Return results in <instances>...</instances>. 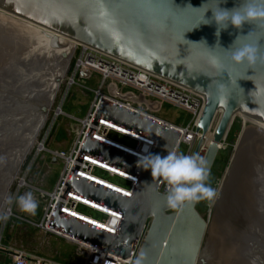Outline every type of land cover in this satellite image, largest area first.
I'll return each mask as SVG.
<instances>
[{"label":"water","instance_id":"95a60500","mask_svg":"<svg viewBox=\"0 0 264 264\" xmlns=\"http://www.w3.org/2000/svg\"><path fill=\"white\" fill-rule=\"evenodd\" d=\"M243 3L244 0H0V10L202 96L205 108L197 127L202 138L221 111L205 155L211 171L220 146L239 115L264 125V20L245 23L241 29L229 25L219 36L213 20L218 6L232 10ZM205 19L212 22L204 24ZM245 45L258 50L254 65L232 61V53ZM95 119H105L152 139L155 146L151 154L161 157L174 151L180 137L172 125L118 104L101 103ZM250 127L241 134L216 212L246 163V178H252L254 163L248 153L252 144H257V136L253 132L249 136ZM201 142L193 143L187 155H197ZM85 154L139 178L133 197L128 199L77 178L76 171L69 177L65 193L74 190L118 210L123 215L119 231L113 236L69 220L60 213V205L54 213L53 228L127 257L146 222L151 220L141 247L146 253V264H206L200 256L208 223L198 212L197 204L177 211L169 209L166 195L157 190L161 178H154L150 170L139 167L138 159L97 143L90 136L81 149V155ZM251 206L248 216L241 215L237 234L241 237L260 220L254 211L255 200Z\"/></svg>","mask_w":264,"mask_h":264},{"label":"rangeland","instance_id":"374dc122","mask_svg":"<svg viewBox=\"0 0 264 264\" xmlns=\"http://www.w3.org/2000/svg\"><path fill=\"white\" fill-rule=\"evenodd\" d=\"M52 37L54 36L41 31L37 26L0 11V158L2 157V162L9 161L4 167L0 162V189L5 190L11 176L13 178L9 184L8 196L32 191L39 203L37 214L32 219L21 213L13 204L11 209L14 216H10L7 223L0 222V235L3 236L4 246L34 256L58 260L64 264H82L83 259L71 243L44 233L21 220H41L45 203L35 189L51 192L63 168L61 161H56L47 150L68 152L71 149L78 127L77 120L86 117L94 101V91L100 86L97 74L92 73L90 77H86L81 72L77 84L68 88L66 76L71 69L67 56L69 48L52 49ZM126 93L131 94L128 91ZM155 106L159 109V112L156 111L157 116L174 125L184 126L190 120L188 114L167 104L156 103ZM58 107L62 108L65 115L56 118L54 110ZM218 119L219 116L214 121L210 138ZM250 126L249 122L238 116L218 153L211 170V186L217 190L218 198L241 134ZM42 145L46 151H38ZM256 145L252 144V164L262 165L264 157L260 158L255 151ZM262 147L264 148V145ZM188 151L186 145L181 146L180 152L187 155ZM16 163L18 167L23 163L17 175ZM101 175L104 176L102 173ZM20 180H25L28 187L19 191L17 186ZM110 180L119 186H127L119 179ZM232 184L220 204L219 212L215 211L217 200L213 204L201 202L196 207L208 223L201 251V257L206 264H221L223 260H228L229 255L235 254L231 252L237 249L238 244L243 246L239 240L234 241L238 238L241 227V215L248 216L252 196L243 193L246 183L242 182V186L234 181ZM247 185L250 187V184ZM29 186H32V189ZM261 194L264 195L263 189ZM8 196L7 191L0 196V212L7 211ZM259 200L262 201L261 197ZM80 211L86 216L97 217L87 209L80 208ZM259 222L260 226H264V218H260L256 223ZM263 233L264 231L260 234ZM253 249L248 247L241 252V257L246 254V258L255 254L250 257L249 262L239 257L228 263L264 264V249L260 248V245L258 249Z\"/></svg>","mask_w":264,"mask_h":264},{"label":"built area","instance_id":"2783aa9c","mask_svg":"<svg viewBox=\"0 0 264 264\" xmlns=\"http://www.w3.org/2000/svg\"><path fill=\"white\" fill-rule=\"evenodd\" d=\"M67 56L69 57V63L71 65L69 74L66 76V83L69 89L77 84L78 75L81 72L86 77H90L92 73L97 74L100 78V86L94 91V101L86 117L82 120H77L78 127L75 131V141L71 149L68 152L47 150L56 161H61L63 168L61 176L51 192L34 188L40 194L39 198L45 203L41 220L39 222L21 220L35 226L44 233L54 235L71 243L76 248L77 254L83 259L82 264H133V261L140 253L150 228L151 220L146 222L140 237L131 246V252L127 257L118 254L116 251L109 252L107 248H100L68 236L60 228H53L51 226L54 213L60 205V213L69 220H77L80 222L83 220L84 222H88L89 226L113 236L117 235L119 231L123 215L118 210L78 194L74 190L65 193L66 185L73 171H76L77 178L128 199L133 197L135 187L139 183V178L128 171L108 164L91 154L82 156L81 149L88 136L97 143L106 145L138 160L141 156L147 154L145 153L146 148L151 153L155 146V142L152 139L142 134L117 126L105 119L96 120L95 112L101 103L106 102L122 105L143 116L157 119L147 111L135 108L131 102L124 103L118 101L108 93L123 96H140L147 101L167 104L179 109L188 114L190 120L184 126L170 124L180 134L178 144L174 151L180 152L182 145H186L189 148L193 143L197 144L202 140L197 155L205 158L208 151V141L211 139L209 137L211 135L209 134L212 127L203 138L202 132H197V127L205 108V101L200 95L161 80L144 70L129 66L77 42L71 44ZM111 87H113V90H111ZM126 91L131 94L126 93ZM54 113L56 118L65 115L61 107L56 108ZM224 143L221 144L220 149L223 148ZM38 151H46L44 145L40 146ZM111 178L119 179L125 182L127 186H119L112 182L110 180ZM26 187L28 185L25 180H20L17 189L20 191ZM29 187L32 189V186ZM167 188V184L161 178L157 189L158 192L166 195ZM80 208L89 210L96 214L97 217L86 216L80 211ZM9 215L14 216L12 210ZM3 248L6 247L3 245V236L0 235V250ZM7 249L11 251L12 264L29 263V259L26 257L24 251L11 247ZM32 264L64 263L51 258L33 256Z\"/></svg>","mask_w":264,"mask_h":264},{"label":"clouds","instance_id":"9594fccd","mask_svg":"<svg viewBox=\"0 0 264 264\" xmlns=\"http://www.w3.org/2000/svg\"><path fill=\"white\" fill-rule=\"evenodd\" d=\"M213 20L217 25V36L229 25L241 29L245 23L253 24L258 20H264V0H252V2L244 0L241 6L232 10L222 9L218 6L216 12L213 13ZM209 22L212 21L205 19L204 24H209ZM257 55L256 47L245 45L235 50L231 58L237 65L244 63L254 65ZM145 153L147 154L139 158L138 166L150 170L152 177L162 178L167 184L166 205L169 209L181 210L187 205L201 202L215 203L219 194L211 186V171L203 156L170 151L166 156L161 157L151 154L147 148ZM6 203L9 206L7 211L0 212V222L3 223H7L9 220L13 204L21 213L30 217L37 214L39 207L38 200L32 191H26L16 196L9 195L6 198ZM133 264H146V253L143 250L137 255Z\"/></svg>","mask_w":264,"mask_h":264},{"label":"bare ground","instance_id":"6f19581e","mask_svg":"<svg viewBox=\"0 0 264 264\" xmlns=\"http://www.w3.org/2000/svg\"><path fill=\"white\" fill-rule=\"evenodd\" d=\"M9 15H11V14H9ZM11 16H13V15H11ZM13 17H15V16H13ZM15 18L20 19V20L25 21V22H28V23H31L32 25L37 26L41 31H44L46 33H49V34L53 35L54 37H52V39H51L50 47L52 49H54V50H58V49L59 50H65V49L69 48L71 46V44L76 43V42H74L72 40H69V39H67V38H65V37H63L61 35H58V34L52 32V31H49V30H47V29H45V28H43L41 26H38V25H36V24H34V23L30 22V21H26V20L18 18V17H15ZM60 39H62L64 41L61 42ZM42 112H44L43 109H42ZM218 116H221V111L217 112L216 117H218ZM239 116L242 117L245 122H249L250 123L251 127L249 128L250 131H249L248 134L250 136V134L253 132L254 136H257L256 140H255L256 143H257L255 151L258 152V155L260 156V158L264 157V148L262 147V145H260V143L264 142V125L259 123V122H257V121L250 120L249 118H247L245 116H242V115H239ZM213 135H214V133H213ZM213 135H212L211 139H209V141H208V148L210 147V145L213 142ZM239 144H240V142H239ZM247 152H246V155H245V159L247 158ZM253 152H254V149L252 148L251 152L248 153V156L249 157L252 156ZM1 159H2V157L0 158L1 166L4 167L5 163L9 164V161L2 162ZM247 172H248V165L246 163V165H244L243 168L240 169V173H238L237 177L235 178V182L241 184L242 186H243L242 182L246 183L245 187L243 186L244 195L246 194L248 196L249 195L252 196L251 204H252L253 200L256 201V207H255L254 211H257L259 213L258 217L264 218V195L261 194V190L263 189V191H264V160L262 162V165H259V164H257V165L254 164L253 165L252 178L249 181L246 178L247 177ZM12 178L13 177L10 176L9 180L11 181ZM260 183H261V185H260ZM247 184H250V187ZM247 187H249V188H247ZM259 197H261L262 201L259 200ZM81 222H83V223L88 225V222H84L83 220H81ZM263 231H264V226H260V222H259V223H257V225H254L252 228L246 230L244 232V235H242V237L240 235H238V238H236V240L234 242L239 240L240 243H242L243 246L238 244L237 249L235 251L231 252V253H235V254H232L231 256L229 255L228 260H223V262H225V264H229L228 262L232 263L234 261V259L239 258V257L240 258L243 257L245 260L247 259L246 261L249 262L250 257H254L255 254H253V255L251 254V255H249L246 258L245 257L246 254L241 257V252H242L243 249H246L248 247H251V248L253 247L254 249H258L259 245H260V248L264 249V233L260 234ZM253 243H254V245H256V247L253 245ZM257 252H256V254H257ZM238 253L240 255H238ZM223 262H221V264H224Z\"/></svg>","mask_w":264,"mask_h":264},{"label":"crops","instance_id":"0c3cea01","mask_svg":"<svg viewBox=\"0 0 264 264\" xmlns=\"http://www.w3.org/2000/svg\"><path fill=\"white\" fill-rule=\"evenodd\" d=\"M108 94L110 96H112L113 98H115L116 100H118V101H121V102H124V103L131 102L135 108H138V109L143 110V111H147L148 113H150L151 115H153L157 119H159L161 121H165L163 119H160L157 116L156 111L159 112V109L155 106L156 102H154V101H147L144 98H141L140 96H123V95H120V94L119 95H114L112 93H108ZM165 122H167V121H165ZM167 123L172 124L170 122H167ZM172 125H174V124H172ZM22 164L19 165V167H18V164L16 163L15 175H17L19 173L20 167L22 166ZM10 182L6 185V188L4 190V191H7V196H8V193H9L8 191H9V187H10V185H9ZM4 191L0 189V196L4 195ZM29 218L32 219V217H29ZM24 220H27V219H24ZM5 247L6 248H3V249L0 250V264H12V260H11V256H10V252L11 251L9 249H7V248H10V247L7 246V245H5ZM25 254H26V257L29 259V263L28 264H32V258H33L34 255H32L30 253H25Z\"/></svg>","mask_w":264,"mask_h":264},{"label":"trees","instance_id":"16d2710c","mask_svg":"<svg viewBox=\"0 0 264 264\" xmlns=\"http://www.w3.org/2000/svg\"><path fill=\"white\" fill-rule=\"evenodd\" d=\"M217 159V158H216ZM216 162V161H215ZM215 164V163H214Z\"/></svg>","mask_w":264,"mask_h":264}]
</instances>
